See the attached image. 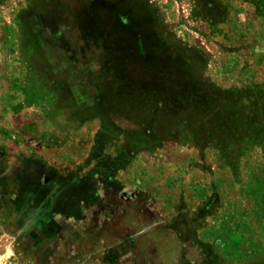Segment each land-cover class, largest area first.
Wrapping results in <instances>:
<instances>
[{
    "label": "rangeland",
    "instance_id": "rangeland-1",
    "mask_svg": "<svg viewBox=\"0 0 264 264\" xmlns=\"http://www.w3.org/2000/svg\"><path fill=\"white\" fill-rule=\"evenodd\" d=\"M0 264H264V0H0Z\"/></svg>",
    "mask_w": 264,
    "mask_h": 264
}]
</instances>
